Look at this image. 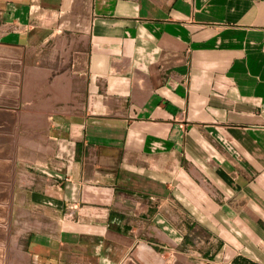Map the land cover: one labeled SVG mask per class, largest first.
Here are the masks:
<instances>
[{
  "label": "crops",
  "instance_id": "obj_1",
  "mask_svg": "<svg viewBox=\"0 0 264 264\" xmlns=\"http://www.w3.org/2000/svg\"><path fill=\"white\" fill-rule=\"evenodd\" d=\"M148 234L264 264V0H0V264H164Z\"/></svg>",
  "mask_w": 264,
  "mask_h": 264
},
{
  "label": "rangeland",
  "instance_id": "obj_2",
  "mask_svg": "<svg viewBox=\"0 0 264 264\" xmlns=\"http://www.w3.org/2000/svg\"><path fill=\"white\" fill-rule=\"evenodd\" d=\"M45 51H46V57H48V60H49L52 57V54L53 53H51V50L50 49H47ZM54 55H55V53H54ZM69 65H70V63H67V66H69ZM56 72H58V68H56V71H54L53 74L54 75L55 74H59V73H56ZM24 154L26 156V161H24V163H26V164H24L23 167H21L22 170L20 169V171H18V172H20L19 173V176L20 177L23 174V177H24L25 180H26L27 177L30 180H32V178H34V177L36 178V179H33V181L35 182V184L32 185V184L29 183V185H31L32 187L36 186V183H39L40 182V179L39 178L42 177V176H46L47 175V176L53 178V176H54L53 172L52 171L50 172V170L47 167L44 166L45 163H46V161H48L50 159L49 156H47L43 152L35 151L36 158L35 159H32L30 157V159L27 160L28 151L25 150ZM29 156H30V154H29ZM28 173L30 174L29 176H28ZM25 174H26V176H25ZM37 177H39V178H37ZM27 185H28L27 182H24L23 183V188L24 189L25 188L27 189V187H28ZM51 218H52L51 220H53V218H55V217H53V215H52ZM149 234L146 235V238H144V240H143L144 243L148 244L149 246H153L157 251H160L161 250L163 252L162 254L165 253V250L168 251V253L166 254V256H164V262H165L164 264H177V263H179V262H177V259L174 257V255L182 256L180 252L173 251L170 248L169 249L165 248V243L164 242H161V240L159 241L157 238H155L154 236H150ZM152 242L154 244H152ZM160 245H164V246L161 247ZM17 248L19 250H23V251H27L28 252V242H27V238H19L18 244H17ZM175 248H176V250L178 249V250L184 251L183 248H181V246L179 248L178 247H175ZM118 255H120V254H117L115 256H118ZM149 255L150 256L148 258V261L152 262L154 260V254H153V252H149ZM185 257H187V255H185ZM159 260H161V258H159ZM100 262L101 261L98 262V260L92 259L91 264H101ZM160 262L163 263L162 260ZM33 264H38V262L35 261V263H33ZM179 264H181V262Z\"/></svg>",
  "mask_w": 264,
  "mask_h": 264
},
{
  "label": "water",
  "instance_id": "obj_3",
  "mask_svg": "<svg viewBox=\"0 0 264 264\" xmlns=\"http://www.w3.org/2000/svg\"><path fill=\"white\" fill-rule=\"evenodd\" d=\"M123 264H137L132 258H128Z\"/></svg>",
  "mask_w": 264,
  "mask_h": 264
}]
</instances>
